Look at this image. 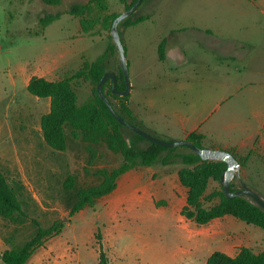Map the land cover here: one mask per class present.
Here are the masks:
<instances>
[{
	"label": "rangeland",
	"instance_id": "1",
	"mask_svg": "<svg viewBox=\"0 0 264 264\" xmlns=\"http://www.w3.org/2000/svg\"><path fill=\"white\" fill-rule=\"evenodd\" d=\"M130 1L60 0L47 4L43 0H0V171L17 190L24 213L13 220L0 217V252L30 240L36 223L47 228L57 221L64 223L62 232L47 239L27 264H99L101 251L108 264H206L209 255L220 250L202 230L218 223L224 226L223 219L196 226L181 215L186 189L175 177L179 164L167 168L170 180L163 182L151 178L143 167L129 170L117 179L111 193L69 215L76 191L98 184L101 178L97 171H110L123 158L103 142L74 137L68 127L66 150L49 148L40 128L41 116L49 111V99L32 96L26 86L33 76L49 81L71 76L106 52L108 70L118 75V52L108 50L114 43L107 20L122 13ZM73 5L84 6L82 14L71 15ZM140 15L149 16L136 25L118 27L133 98L145 90L146 72L174 75L158 60L157 48L160 40L169 39L176 30L198 29L228 37L238 34L240 24L250 27L252 21L260 19L264 29V5L256 6L253 0H145L135 11V16ZM49 16L58 18L42 27L39 20ZM223 40L210 37L209 48L221 54L241 52L238 41ZM250 40L255 47L247 64L262 72L264 36L256 33ZM241 45L248 49L251 44ZM71 84L78 104L93 98L94 87L89 81L75 79ZM110 100L119 106V99ZM157 119L158 126H164L163 119ZM123 135L130 144V132L123 130ZM235 159L240 163V177L234 176L233 186L239 188L241 180L264 199V145ZM69 176L73 177V187L66 189ZM218 185L211 182L209 190ZM228 228L225 230L241 238L235 250L247 247L257 253L264 249V230L235 219Z\"/></svg>",
	"mask_w": 264,
	"mask_h": 264
},
{
	"label": "trees",
	"instance_id": "2",
	"mask_svg": "<svg viewBox=\"0 0 264 264\" xmlns=\"http://www.w3.org/2000/svg\"><path fill=\"white\" fill-rule=\"evenodd\" d=\"M43 1L47 4H58L60 2V0ZM135 1L131 0L126 4L125 10L129 9ZM144 1L142 0L140 5ZM84 9V6L73 5L70 9V14L80 15ZM118 15L113 14L108 17L107 24L109 28H111L113 20ZM57 18L58 16H49L41 18L39 21L41 26L45 27ZM147 18L148 16L145 15L135 16V12H133L119 24V27L133 26ZM84 23L85 21L82 19L80 25L85 31ZM165 45L166 41L163 39L157 48V55L160 61L165 59ZM123 46L125 49L124 44ZM108 50L113 53L117 49L114 44H111ZM107 66L106 52L95 61L84 63L71 76L55 81L33 76L29 79L26 86L27 92L32 96L49 99V111L43 114L40 119L43 140L49 148L55 151L66 150L65 128L68 127L74 137L81 136L83 139H88L95 143L103 142L110 151L120 154L123 158V162L118 167L110 171H97V175L101 178L98 184L76 191L75 201L70 207L69 215L72 216L78 211L92 206L97 199L111 193L115 188L117 179L129 170L136 167H149L154 164L162 166L179 164L180 167L177 171L178 181L186 189V201L185 206L181 210V215L187 220L192 221L196 226H204L215 219L230 216L264 230V211L262 209L245 197L239 196L227 199L224 196L219 179L226 170V163L221 161H203L187 147L168 148L151 143L121 126L111 116L96 91L98 81L105 72L109 71ZM118 71V75L114 73L116 89L122 90L125 87V83L120 67ZM75 79L89 81L94 87L93 98L83 104H78L77 94L72 88L71 83ZM102 92L122 119L148 132L138 122L128 107L129 94L126 96L113 95L111 93L110 80L104 82ZM110 98L119 99V106L116 107ZM123 130L130 132V144H127L124 140ZM203 138V135L194 132L188 135L187 140L195 146L203 148ZM140 143H144L145 146H139ZM179 149L187 151L180 152ZM211 182H217L219 184L218 187L209 190ZM64 184L66 189L72 188L73 177L69 176ZM230 186L232 189L234 188L232 183H230ZM22 215L24 213L17 190L8 183L6 177L0 171V217L13 220L16 216ZM63 228L64 223L60 221L54 222L47 228H43L36 223L34 236L19 248L5 249L0 252V261L4 264H27L32 254L43 246L47 239L59 235ZM97 238L100 239L99 235H97ZM99 264H108V259L102 251L99 256ZM206 264H264V249L256 253L250 248L241 247L234 257L215 250L207 258Z\"/></svg>",
	"mask_w": 264,
	"mask_h": 264
},
{
	"label": "crops",
	"instance_id": "3",
	"mask_svg": "<svg viewBox=\"0 0 264 264\" xmlns=\"http://www.w3.org/2000/svg\"><path fill=\"white\" fill-rule=\"evenodd\" d=\"M253 1L256 6L264 5V0ZM261 21L263 19L252 21L250 27L240 24L235 36L180 29L171 33L169 39L163 38L166 41L165 59L161 62L166 63L174 75L169 77L156 70L146 72L145 90L139 98L130 94L128 99V107L136 119L149 133L169 141L187 139L189 134L196 132L204 137L203 148L224 150L235 158L239 155L246 157L250 151L262 147L264 71H254L247 64L255 47L251 35L254 37L259 33L264 36ZM212 36L222 42L223 39L238 41V50L248 52L244 55L237 50L225 54L218 49L213 52L209 48ZM243 43L251 45L244 49ZM161 88L165 90L163 94L159 92ZM170 91L174 93L169 94ZM158 117L163 119L164 126H158ZM154 165L143 168L151 178L169 181L171 174L167 168L171 165L158 168ZM177 171L175 177L178 179ZM229 217L218 218L225 221L224 226L218 223L202 232L207 234L210 243L218 245V251L234 257L239 251L235 250L236 243L241 238L226 231L234 224V218Z\"/></svg>",
	"mask_w": 264,
	"mask_h": 264
},
{
	"label": "water",
	"instance_id": "4",
	"mask_svg": "<svg viewBox=\"0 0 264 264\" xmlns=\"http://www.w3.org/2000/svg\"><path fill=\"white\" fill-rule=\"evenodd\" d=\"M142 0H136L133 5L127 9L124 10L122 13H120L112 22L111 28H110V36L113 40L114 45L116 46L118 57H119V67L121 69L123 80L125 83V87L122 90L116 89V78L115 74L112 71H107L103 74L101 79L98 81L96 85V91L99 96V98L103 101L105 104L108 112L111 114V116L123 127L131 130L133 133L141 136L142 138L146 139L147 141L154 143L159 146L173 148L177 146H183L190 149L193 153L197 154L201 160L203 161H221L226 163V170L221 175L219 179V184L222 188L223 194L227 199H231L233 197H245L249 199L250 202L255 204L257 207L262 209L264 211V199H262L255 191H253L251 188H249L243 181L240 180V186L239 188H231L230 183L234 176L236 175L238 178L239 171H240V163L235 159V157L224 150L220 149H207V148H199L189 142L187 139H179L174 141L165 140L156 136L151 135L150 133L144 131L143 129H140L136 127L135 125L125 121L122 119L113 109L111 106L108 98L104 95L102 92V86L105 81L110 80L111 81V93L116 96H126L130 92V86L127 79V62L125 57V49L121 40L120 32H119V24L128 18L133 12L136 11L138 6Z\"/></svg>",
	"mask_w": 264,
	"mask_h": 264
}]
</instances>
